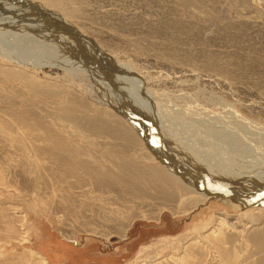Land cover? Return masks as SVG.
Wrapping results in <instances>:
<instances>
[{"label": "rangeland", "instance_id": "1", "mask_svg": "<svg viewBox=\"0 0 264 264\" xmlns=\"http://www.w3.org/2000/svg\"><path fill=\"white\" fill-rule=\"evenodd\" d=\"M25 1L36 13L0 0V22L59 19L135 77L178 154L263 189L264 0ZM0 28V53L15 56L0 60V264H264L263 205L205 199L87 92L94 73L19 62L68 43ZM121 78L124 97H110L125 106L135 83Z\"/></svg>", "mask_w": 264, "mask_h": 264}, {"label": "bare ground", "instance_id": "2", "mask_svg": "<svg viewBox=\"0 0 264 264\" xmlns=\"http://www.w3.org/2000/svg\"><path fill=\"white\" fill-rule=\"evenodd\" d=\"M2 1L12 2V3L19 2L21 4L26 5L25 7L27 9H30V11L35 13L37 11L36 9H38L36 7L30 6L29 2L25 0H2ZM39 14H40L39 15L40 19L37 20L42 22L41 24L45 23L46 25L44 29L39 28L41 29L39 31H35L34 29L30 28L32 26L31 24L33 23L32 21H30L29 25H28L29 21L26 22L27 24L24 22L26 25H22L20 23H16L15 25H10L8 23L4 24V22H0V26L4 27V25H6L11 27L10 29L18 30L23 33L27 32L28 34L35 36L37 39H39L37 41L43 44L45 49H53V51H55L60 46H63L66 42L69 44L71 50H68V52L67 50H64V52L62 51V55H59L60 51L59 52L56 51L57 53L52 54L51 50L49 52L43 50L42 52L39 53L40 57L42 58L39 59L38 62H30L31 64H27L29 61H25L21 58H19L20 59L19 62H21V64L24 66L25 65L31 66L34 64V66L37 67H54L56 69H60L64 71L68 75H74L75 77L80 75H85V72L89 73V71H91L97 76L96 78L100 82L96 83L97 87H95V89H92V85H89L87 92L89 94L90 93L95 94L93 95V97H96V101L98 104L104 106L110 105L109 106L111 107L110 109L114 110L117 114H119V116H121L130 126H133L134 130L138 133L139 131L137 124L132 123L128 115L124 112L126 109H128V104L126 102L129 100L127 99V97L125 96L126 99H123V101L127 100L125 102L126 103L125 106L122 105L123 102L122 103H120L119 101L115 102L111 100L112 97H110V94H113L112 91L114 90L116 91L118 89H120L119 94L122 97H124L125 92H122L123 84L121 82L123 80L121 77L129 81H132L135 83V87L131 93H132V98H134V102L136 101L137 103V107H138L137 109L141 111L143 115L145 114V116H149L151 107L150 105H148L149 104L148 99H146V96L143 93V87L136 81V79H134L135 77H132L133 75L129 74L128 70L125 67H122L121 65L119 66L118 63L115 64V62L113 63L112 61L107 60L103 55H98L89 47L85 46L84 42L79 40L80 39L79 37L76 38L73 36H69L67 31L65 30V26H63V24L58 21L59 19L57 20L52 15L44 11L39 12ZM48 27L51 28L50 29L51 31L49 30ZM14 57L15 56H9V55L5 56L0 53V60L5 61L6 63L14 61ZM86 80H88V77H86ZM114 82L116 84L119 83L117 88ZM107 94H108V98H107ZM122 97L117 99L122 100ZM146 128H150L148 124L146 125ZM157 128L158 131L160 132V137L162 139L161 143H158L156 140V145L158 147L159 153L162 154V156H164L167 159V161L171 164L172 167H174L175 170H177L174 172L181 174L179 177H184L185 178V179L183 178L184 181L197 185L198 188L203 189L204 192L202 193L203 195H205V199L206 198L208 199L211 196L221 197L224 199H228L230 202H233L241 206L242 208L247 209V208H252L249 205V203L254 198H257L264 194V187L263 189H259V188L255 189L256 187L254 189H243L239 184L233 181V178L230 176V174L229 177L231 178H228L227 176L228 174L225 175V173L224 175L219 173L220 176H216L218 175L216 173V171L218 170L216 169V167L213 170L214 172L213 173L212 172L213 168L211 169L209 167H205V165H201L200 162L195 161L196 159H192L188 157L186 154L185 156L188 157L189 159L178 154L179 150L177 149V147L173 143L168 144L169 141L165 131L166 127L157 125ZM179 153L181 152L179 151ZM37 256L40 258V262H41L40 264H47L45 258H43L40 255Z\"/></svg>", "mask_w": 264, "mask_h": 264}, {"label": "water", "instance_id": "3", "mask_svg": "<svg viewBox=\"0 0 264 264\" xmlns=\"http://www.w3.org/2000/svg\"><path fill=\"white\" fill-rule=\"evenodd\" d=\"M137 108L138 107L134 105L131 101H128V109H126L124 112L128 115L132 123L137 124L139 131L138 133H140L139 136L144 141L146 148H148V150L150 151V153H152L157 162H159V164L163 166L167 172L174 174V176H180L181 174L174 172L177 170H175L174 167H172L171 164L167 161V159L162 156V154H160L158 151L156 140L158 143H161L162 139L160 137V132L158 131L157 125L154 126L152 118L149 116H145V114L143 115V113ZM145 124H148L150 128H146ZM249 205L251 207H256L258 205L264 206V194L257 198H254L249 203Z\"/></svg>", "mask_w": 264, "mask_h": 264}]
</instances>
